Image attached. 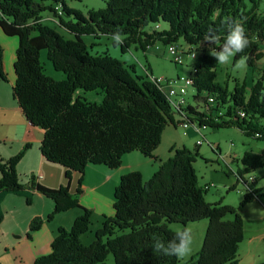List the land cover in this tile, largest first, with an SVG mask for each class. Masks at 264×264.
Returning <instances> with one entry per match:
<instances>
[{
	"label": "trees",
	"instance_id": "trees-1",
	"mask_svg": "<svg viewBox=\"0 0 264 264\" xmlns=\"http://www.w3.org/2000/svg\"><path fill=\"white\" fill-rule=\"evenodd\" d=\"M104 1V8H92L85 14L70 7L68 0H0V27L6 35L19 38L13 96L32 125L45 130L42 155L66 168L67 182L52 188L33 175L23 182L17 168L28 145L9 159H0V224L5 216L3 201L11 193L25 196L30 204L35 192L52 198L55 207L49 219L80 207L85 170L90 164L116 169L122 166L123 156L133 151L156 159L165 127L177 125L175 115L198 129L237 127L245 136L264 142V77L255 80L248 92L239 82L232 89L222 85L217 80L220 64L209 54L204 40L209 25L216 27L221 39L213 47L219 49L226 35L223 21L229 17L239 20L250 44L234 61L244 57L248 66L256 69L264 58V0ZM48 10L73 38H65L42 23ZM162 22L168 27L161 29ZM151 24L154 27L149 30ZM117 30L124 38L119 45L124 53L132 46L146 52L158 42L170 46L183 40L189 48L184 55L197 54L190 72L193 93L184 106L170 103L163 85L151 79L148 67L145 76L139 75L135 64L129 66L108 52H89L84 36L112 37ZM43 50L53 67L64 72V79L45 72ZM0 80H7L1 44ZM77 90H100L102 100L75 96ZM171 151L173 155L161 161L147 180L136 170L120 178L114 192V215L103 214L95 220L93 211L82 207L73 226L58 229L50 252L33 264H111L110 255L112 264H181L177 257L154 255L153 238L167 242L176 232L171 223L186 225L203 219L208 220L203 245L189 264H238L245 234L241 210L264 195L253 174L264 169V149L246 151L240 159L236 176L246 192L237 206L205 198L206 189L199 185L194 168L201 155L197 146L174 145ZM222 158L229 174L233 173L230 164L236 158L230 162ZM73 172L78 179L71 190ZM43 221L42 217L32 219L30 236Z\"/></svg>",
	"mask_w": 264,
	"mask_h": 264
},
{
	"label": "rangeland",
	"instance_id": "rangeland-1",
	"mask_svg": "<svg viewBox=\"0 0 264 264\" xmlns=\"http://www.w3.org/2000/svg\"><path fill=\"white\" fill-rule=\"evenodd\" d=\"M68 5L87 14L89 9L94 8L95 10H98L104 8L106 2L104 0H68ZM42 23L56 28L65 36V38H73V34L66 30L65 27L59 25L57 20L54 18L53 13H51L49 10L43 13ZM152 27H154V24L149 25L148 29L151 30ZM167 27L168 23H160L161 29ZM84 39L88 43L90 53L96 55L108 52L109 55L126 61L129 66L135 64V69L139 75L145 76L147 67H149V69L152 71L150 74L151 79H170L175 78L177 74H184L187 76L190 74L191 69L193 68V65L197 59V55L196 59H193L188 53H186L184 55L185 63L176 64L168 53V46L161 42H158L156 46L150 47L149 51L147 50L146 52H143L141 49L132 46L131 50L124 53L120 46H116L114 44V41L110 36L103 35L101 38L95 39V37L92 35H86L84 36ZM0 44L3 46L4 70L8 80L9 73L13 74L14 71L13 63L16 56V49L19 46V38L18 36L6 35L3 29L0 27ZM178 45L180 48H183L185 52L189 51V48L184 44L183 40H180ZM239 60L234 61L233 57L231 58L230 63L223 65L220 64L217 80L222 85H227L229 89H232L235 84L239 82L240 84H244L246 86V91L248 92L251 84H253L255 80L262 76L264 77V58L258 62V67L256 69L249 67L246 60L243 67H237L236 65ZM42 61L44 62L43 65L45 72L48 75L57 79L65 78L63 71L56 70L53 67V63L47 57L46 50H43ZM192 86L193 85L191 83V90H193ZM77 95L87 99L88 101L101 102L103 93L100 90H77L75 96ZM175 120L177 125L171 124L168 127H165L166 130L165 132L163 131L162 141L155 150V153H169L170 145L175 142L178 143L177 146L182 144L183 146L191 149L197 146L201 155L195 160L194 168L196 170V177L199 185L205 187L206 189L205 198L211 203L222 201L225 204L234 206L240 204L246 192L245 184L241 180L238 181L236 176V171L239 165H241L240 159L246 151L253 150L256 153L261 152L262 149H264V142L245 136L237 127L221 128L218 130H214L212 127L198 129L197 125L191 124L188 128H185L182 126V124L178 123L181 120L178 115H175ZM133 152H135L138 157L127 158V156H125L126 158H124L123 162L125 161L126 165L132 163L137 167L145 169L144 172L150 173V175L152 172V167L157 168V165L159 167L160 163L157 160L152 159L151 157H146L140 152ZM171 152L173 153V151ZM222 157L227 158L228 162H230L232 158H236L230 164L234 171L233 173L229 174V169L226 167ZM126 165H124L123 168H126ZM124 170L125 169L120 168L117 169L116 172H123ZM262 173H264V169L254 172V174L258 176V185L261 186V189L264 188V175ZM151 176H148V178ZM148 178H144V180H147ZM100 180V175L96 177H92L91 175L88 176L90 186L98 185ZM83 184L88 185L86 182H84V180ZM234 185H236V187L231 189V187ZM111 198L113 201L114 192L113 196L111 195ZM241 213L246 215L248 218L247 227L249 231L253 228L254 230H257L258 228V230L264 231V220L261 222L259 221V218L264 215L263 203L253 202L246 204L241 210ZM231 217H233V215H228L227 218ZM207 225V219L196 222H188L186 225L179 223L170 224L171 229L176 231L184 228L185 226L189 227L192 231V252L187 257L180 259L181 264H189L190 259L197 254L200 248H202ZM245 229L247 228L245 227ZM250 235L251 234H245L244 237L246 239V243L248 236ZM258 245H260V248L258 251H256V254L254 253V250L248 251L245 249L244 252L247 253H244L243 255L241 252H239L240 249H238V264H260L264 262V241H261V243ZM113 261L114 257L113 255H110L108 262L112 264Z\"/></svg>",
	"mask_w": 264,
	"mask_h": 264
},
{
	"label": "crops",
	"instance_id": "crops-1",
	"mask_svg": "<svg viewBox=\"0 0 264 264\" xmlns=\"http://www.w3.org/2000/svg\"><path fill=\"white\" fill-rule=\"evenodd\" d=\"M15 78L16 74L13 71V74L9 73L8 80H0V159H9L15 154L20 153L28 145L26 153H24L17 168L23 182L33 175L39 178L45 186L52 188L62 186L67 183L65 177L66 168L59 163L47 161L42 155L41 142L44 139L45 130L32 125V122L23 113L17 99L14 98L13 86ZM165 130L166 128L164 132ZM177 144L175 142L170 145L169 153H155V160L160 163L171 157L173 155L171 147L177 146ZM125 156L127 158L138 157L135 152H131ZM125 156H123V160L126 158ZM124 165H126L125 161L122 162V166L119 168L110 169L106 165L90 164L87 170H85L84 182L88 185H82L83 192L79 200L81 206L56 213L51 219L48 218V215L53 213L55 207L52 198L45 196L43 193L35 192L30 204L27 203L26 197L23 195L9 194L3 201L5 216L0 224V264H33L39 256L50 252V245L57 235L58 229L61 227L70 229L73 226L76 218L83 213L82 207L86 206V208H90L94 213L95 220H98L103 214L112 216L114 214V200L112 201L111 195L113 196L115 187L118 186L120 178L124 174L136 170L144 178H148L159 168L158 165L157 168L152 167L150 175V173L144 172L145 169L137 167L132 163L126 165V168H123ZM120 168L125 170L123 172H116ZM258 170H263V168ZM262 174L264 175V173ZM89 175L92 177L100 175L101 180L99 184L90 186V182L88 181ZM77 179L78 175L73 172L69 185L71 190L76 188ZM257 187L261 188L259 185ZM261 192L264 194V188H262ZM255 203L264 204V195L260 196ZM241 216L247 228L245 229V234L251 235L248 236L247 243L244 237L240 244L239 252L244 255V253H247L244 250L247 249L248 251L254 250L256 254V251L260 248L258 244L264 241V231L258 230V228L257 230L253 228L249 231L247 216L242 213ZM35 217H42L44 221L41 228L30 236V224ZM263 220L264 215L259 218L260 222Z\"/></svg>",
	"mask_w": 264,
	"mask_h": 264
},
{
	"label": "clouds",
	"instance_id": "clouds-1",
	"mask_svg": "<svg viewBox=\"0 0 264 264\" xmlns=\"http://www.w3.org/2000/svg\"><path fill=\"white\" fill-rule=\"evenodd\" d=\"M226 35L223 37V44L219 49L213 47L221 37L217 34V28L209 25L204 34V40L209 46V54L214 57L219 64H228L231 58L242 53L250 44V39L246 34L243 24L231 17L223 21ZM112 40L117 46L123 44L124 38L120 30L112 34ZM245 58L241 57L237 62V67H243ZM211 102V100H210ZM172 103V101H170ZM193 235L189 227L177 230L173 238L164 242L158 238H153L151 248L154 255L174 256L183 259L191 254Z\"/></svg>",
	"mask_w": 264,
	"mask_h": 264
},
{
	"label": "built area",
	"instance_id": "built-area-1",
	"mask_svg": "<svg viewBox=\"0 0 264 264\" xmlns=\"http://www.w3.org/2000/svg\"><path fill=\"white\" fill-rule=\"evenodd\" d=\"M169 55L172 57L176 64H184V49L180 48L179 45H170L168 46ZM196 53H191L190 56L193 59H196ZM155 79V78H154ZM159 83L163 85L166 90L169 101H172L173 106H178L182 104L183 106L187 103L188 98L192 95L193 90H191V83H194V80L189 75H177L175 78H157ZM180 117V116H179ZM181 120L178 122L182 124L183 127L188 128L191 123L185 118L180 117Z\"/></svg>",
	"mask_w": 264,
	"mask_h": 264
}]
</instances>
